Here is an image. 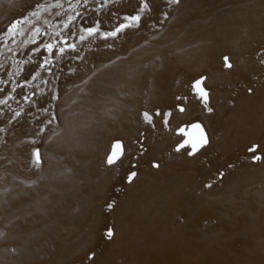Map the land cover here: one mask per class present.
Masks as SVG:
<instances>
[{"label": "bare ground", "instance_id": "bare-ground-1", "mask_svg": "<svg viewBox=\"0 0 264 264\" xmlns=\"http://www.w3.org/2000/svg\"><path fill=\"white\" fill-rule=\"evenodd\" d=\"M216 3L217 7L214 8L213 3L208 2L206 5L205 0H189L191 9L197 8L198 11L197 14L188 18H181L179 28H177L181 32L180 36L177 35L178 39L165 36L162 32L160 36L152 39L149 43L141 42L139 43L140 45L132 46L122 52L121 57L112 65L102 68L92 78L88 79L89 88L93 90V96L97 101L93 102V100L89 104V108H91L87 112V130L85 128L84 133L67 137V135H70L71 132L78 128L77 125L76 128L74 127L75 130L72 128L74 131L70 129V134H62L61 132L60 134L62 135L60 137L56 136L58 139L54 143L51 142L54 149L62 144L61 147L64 149L65 145L67 152H73L78 157H85L86 162L83 161V172L79 173V169L74 166L71 167V164L77 163L78 160L74 159L71 161L70 159L72 158L68 159L71 156L68 153L69 156L66 155L68 156L67 160L62 162H60V154L54 153V158H49L50 161L47 163L42 149L32 148L33 152L35 149L40 152L41 165L39 167H43L46 171L40 179L38 178L39 180L36 183H55L56 181L54 180L60 178L61 180L59 179L58 183H56L59 186L54 184L55 187L53 183H49V187L53 185L52 187L55 190L51 189L49 191L50 188H47L48 190L44 189L42 192V186L41 190L40 187L25 188L19 177L10 185L0 184V227L5 228L4 231L9 230V236L0 239L2 259H7L6 263L3 262L1 264H12L11 260H9L10 257L7 256L9 247H20L25 252L29 250L30 253L31 251L35 253H26V255L18 257L14 264H49L44 261L41 254L47 247L44 246L42 248L41 246V242H44L42 240L44 231H41L38 228L39 225L33 223L34 221L32 224H27V222L33 216L36 217H33L34 219L40 216V219L43 216V211H46V213L47 211L49 213L54 211L53 216H55L54 214L58 209L57 216L61 211H67L66 218H63L65 215L58 216L61 219L57 227L58 231L63 233L64 229L68 228L70 234L77 233L78 236L73 240L68 238L60 240V248L63 249V254L56 256L60 261L55 264H68L70 259L71 261L77 260L78 264H110L115 258L121 260V264H134L132 254L136 250L140 253L145 251V255L148 258L150 253L148 237L150 233L161 236L160 238L158 236L159 239L156 243L158 246L155 249L157 251L153 256L154 261L161 257V260L157 261L158 263L184 264L187 259V251L188 258L196 259V264H216L219 251L217 255L215 254L214 259L212 255H205L207 251L210 252L213 248L216 251V229H198L195 227L193 220L197 216L201 215L202 217L203 214L205 216L210 215L215 220L218 215H225L224 211L232 212L231 223L233 229L227 233L220 234L221 238L230 241L242 239V249L236 252L232 247L231 253L229 250L223 249V253H226V256H224L225 258L222 259V262H228L227 264H264V63H262L264 61V0H216ZM40 5L41 3L39 2L38 7L42 6ZM184 5L185 0H180L179 7ZM44 6L46 5L44 4ZM35 7L32 9L38 12ZM32 9L28 12L33 11ZM42 9L38 12L40 15ZM46 9V11H51L52 13V10L54 9L55 11L56 7L51 9V6H46ZM44 11L45 8L43 13ZM2 12H5L4 9ZM4 14L2 16L5 17L6 14ZM21 14L20 17L22 16ZM134 14L136 13L133 12L128 15ZM42 16L44 17V15ZM14 17L7 24V29L11 27V24L23 21L22 19L24 18V16L22 19ZM29 17L32 18L33 16H28L29 20L25 17L24 20L32 22ZM52 18L54 19V17ZM26 20L25 22L27 23L28 21ZM50 21L48 22L51 23L53 20ZM41 22H36L39 26L37 28H40L39 24ZM122 23H124L123 20ZM175 23V20H173L170 23V27H173ZM33 24H35L34 21ZM42 26L44 28L45 24H42ZM48 26L50 27V25ZM25 28L23 23L19 24L17 27L18 33L20 34V31L23 33ZM28 28L31 27H27L26 30ZM5 30L0 32L5 35ZM44 31H42L43 34H46ZM31 33L33 34L34 32ZM54 36L56 37L55 34ZM18 37L16 36L17 39ZM23 38L19 39V41H23ZM37 38L42 39L40 37ZM5 39L4 41H6ZM8 39L7 37V44L10 40ZM16 41L14 39L12 43L14 44ZM23 42L25 44V41ZM6 43H4V46H6ZM56 43L58 44V42ZM24 44L22 48L27 49ZM71 44L72 42L69 45ZM34 50L32 49L33 52ZM16 52L19 51L16 50ZM25 56L28 57V55ZM226 56L233 65L231 69L224 66V57ZM149 57L153 59L150 69L142 73L135 69L138 60ZM31 58L33 57L31 56ZM34 60H39V58ZM23 65L21 63V66ZM185 66H191L194 70L185 79H182L180 76L181 72H178V70ZM3 69L1 68L0 71ZM13 74L11 75L13 76ZM36 74H38L37 71ZM135 77H141L143 81L148 82L152 86L147 94H137L136 89L139 85ZM202 77L204 78L202 86L209 93L208 106L212 108L211 112L204 107L195 94V81ZM12 78H7L6 80ZM14 80H16V76ZM14 85L16 86V84ZM14 85L12 84L11 86L15 88ZM26 85L29 86V84ZM100 88L102 89L96 93L97 89ZM10 93L12 94L13 91ZM26 93L28 94V92ZM83 97H85L84 94ZM4 98L7 99V96ZM77 98L79 97L77 96ZM83 103L81 102L80 104ZM80 104L79 106H81ZM94 107H96V110L98 109V115L92 111ZM180 107H183L185 111L180 112ZM158 111L162 114L161 116L155 115ZM144 112H149L153 115L151 124L144 121ZM167 113L171 115H164ZM54 117L57 118L58 116ZM164 119H167V124L164 123ZM69 120L70 126H74L77 123L76 121H78L71 120V118ZM20 124L17 127H20ZM194 124L201 125L208 138L207 145L194 155L188 154L191 152L190 145H185L184 148L177 151L176 149L185 140L198 137V131L192 127ZM6 128H9V126L7 125ZM93 129L94 131L96 129L97 132L93 133ZM59 131L56 130V133ZM142 131L144 133L140 134ZM63 133L66 132L64 131ZM60 134L58 133V135ZM136 134H138L137 140L142 146L143 143L147 142L146 144H148V141L151 140L150 137L153 135L154 143L152 142V147H150L148 153L143 154L141 152L137 154L139 143L134 141ZM145 134L146 136H144ZM2 135L4 136V133ZM19 137L21 138V135ZM30 137L33 138L34 136L30 135ZM37 137L36 140L40 138ZM37 141L40 142L39 139ZM117 142L123 147L122 162L115 167H110L106 163V158L113 151ZM252 147H256L255 153L249 151ZM64 154L61 152L62 156ZM23 155L25 156V154ZM255 155L261 156L262 160L254 162L253 156ZM66 156H64L65 159ZM22 161L24 162L23 157ZM30 161L33 166L35 164L34 155L30 157ZM77 165L79 164L77 163ZM153 165H159V167L156 168ZM131 172H136L137 175L133 182L129 183L128 177ZM2 174L3 178H7L9 182L13 180L14 176L10 177L5 172ZM69 175H72L75 181L71 182L72 184L66 181L69 184H65V178ZM30 181L33 182L32 180ZM120 185L127 188L124 198H119L120 194L116 191L117 188L115 189L116 186ZM10 192H13V194L10 195ZM110 199L113 202H109ZM82 202H85V205L83 209L79 208V214L85 220L82 226L83 231L73 232L71 229H74L75 226L73 223L69 224L74 213L73 208L78 207L79 204L82 206ZM52 203H54L56 208L51 205ZM109 204L112 205L113 209L109 215L113 218V221L109 225L105 224L106 226H103L104 223H101L104 215H107L105 212L110 209L108 207ZM137 206L141 207V213L132 208L129 210L127 208L124 212L125 215L120 216L121 207ZM217 207L221 209L222 207L231 208L221 210ZM176 209H180V214L174 212ZM14 213L16 215L19 214V217L16 219L12 218ZM89 213L92 215L88 216ZM44 216L50 219L52 215L49 217L48 215ZM176 217L181 220L184 218V223L180 220L175 226H172ZM43 218H41V223ZM53 219L54 217L51 218V220ZM45 221H48L46 217ZM53 221L55 222L56 220ZM191 222L193 223L192 225ZM44 225L46 224L44 223ZM49 226L51 224H48V229L51 230L52 227L50 228ZM108 230H112L114 233L111 240L106 236ZM6 234L8 233L6 232ZM133 237L134 239H132ZM189 242H193V246L188 245ZM43 244L46 245L45 242ZM53 261L54 258L50 259L51 263Z\"/></svg>", "mask_w": 264, "mask_h": 264}, {"label": "rangeland", "instance_id": "rangeland-1", "mask_svg": "<svg viewBox=\"0 0 264 264\" xmlns=\"http://www.w3.org/2000/svg\"><path fill=\"white\" fill-rule=\"evenodd\" d=\"M23 1L26 3H24ZM133 1L134 0H122V1L121 0H108V3L104 4L103 0H87V3H85L84 0H80L79 4L77 5V0H71V4L69 3V0H45V1L44 0H28V1H26V0H0V9H2V10L4 9V11H5V12H2V10H1L0 14H1V16L3 13L6 14L5 17L2 16L3 19L0 16L1 17L0 18L1 19L0 20L1 21L0 22V31L7 29V27H8L7 24L12 19L15 18L14 16H16V18L18 17V19H22L23 16H24V18L26 17V19H28V16H33V15H31V13L34 11L32 9L33 7H35L37 5V7H35V8L38 10V12H40V10L43 8L41 11V15L39 13V16H33V17H35V19H33V17L32 18L29 17L32 19V22L28 21L29 19L28 20L25 19L26 21H28L27 22L28 24H27L25 22L24 18L22 19L23 20L22 21L23 26H25L26 28L31 27V28L27 29L29 31H27L25 28L23 30L25 33L24 32L22 33L20 31V34H19L18 33L19 30H17L15 32L16 34H14L15 35L14 38H13L14 35L11 38L9 37V35L7 34V30L4 31L5 32L4 34L6 36L3 35L2 32H0V34H2V36H0V37H3L4 39L6 37V39H5L6 41H7V37L10 39V40L8 39L9 40V43H8L9 45H8L6 43V41H4L3 38H0L1 39L0 40L1 41L0 42V48L2 45V48L0 50V53H1L0 54V70H1V68L2 69L4 68L2 70L4 73L2 71H0V74L2 73L0 75V77L3 76V77H1L3 79L2 81L0 78V88H3L6 91L5 94L0 93V96H1L0 100L6 99V98H4L6 96H7V99L9 98V96L11 97L8 99L7 105H0V109H1L0 110V124L2 123L0 126L5 127V128L0 127V129H3V131H1L2 134L4 133V136H3L0 132V149H1V151H0V170H2V171H0V184L1 185L3 183L5 185H10L11 183L15 182V180L18 179V177H19L21 179L22 183L24 184L25 188L33 189L36 187L37 188L40 187V190H41V188L43 187L42 188L43 190H41L42 192L44 191V189L48 190L47 188H50L49 191L51 189H54V187H52L54 184L59 186L56 183H58V180L60 178H57L58 180H54V181H56L55 183L51 182V183H53V185L51 186L52 188L49 187V185H48L50 182L48 184H46V183L44 184V182H41L39 184L36 183V181L39 180L45 174L44 172H46V171L43 167L42 168L36 167L35 164H33V166H32V163L30 161V157L34 153L32 151L34 148L42 149L47 163H49L51 158H54V153L60 154V156H59L60 162L67 160L68 156L71 155V156H69L68 159L72 158V159H70L71 161L74 159L80 161V162L77 161V163L79 165H77V163H72L71 167L74 166V167H76V169H79V173L83 172L82 167H84L83 161L86 162L85 157H82V156L78 157L73 152L72 153L67 152V148L64 144H63L64 149L66 148L65 150L61 147L62 144H61V146L58 145V147H55V149H56L55 150L53 148L54 146L51 145L52 144L51 142L54 143V141H56L58 139V138H56V136L60 137L62 134H68L69 132H71V130H73V129L75 130L77 125L79 128V129L78 128L77 129L79 131L76 129L75 130L76 133H75V131L73 130L74 132H71L72 135L69 133L70 135H67V137L79 135L80 133H84V131L87 130V127H86V123L88 120L87 112L91 108V107L89 108V104L93 100H94L93 102L97 101V99L93 96V90H91L89 88L88 79L92 78L102 68L108 67L109 65H112L115 61H117L121 57L122 52L126 51L127 49H129L132 46L138 45L141 42L149 43V41H151L152 39L160 36L162 32L164 33L165 36H171V37L178 39L177 35L181 34V32L177 28H179V25H180L179 23L181 21V18H184V17L188 18L189 16L197 14V11H198L197 8L191 9V6H189V0H185V5L181 6V7H179L180 3L179 4H169L168 0H154V1L148 0L149 10L146 11L145 13H143L142 20H141L140 26L138 28L126 29L124 32L119 33L116 38L110 37L106 40L100 34H97V35L92 36V37H87L86 32H84V29H86L87 27L95 26L98 24L101 33L102 32L103 33L110 32L111 30L112 31L115 30V27H117L120 23H122L123 17L126 16V12L128 14L129 13L131 14L133 12L137 13L138 5L140 4V0H135L134 2ZM39 2L41 3V5L43 7H38ZM45 2L47 4L50 2L49 3L50 5L49 4L47 5ZM57 2H59V4H61V5H63V7L56 8L54 11L53 8L57 4ZM208 2L213 3L214 8L217 7L216 6L217 5L216 0H205L206 5L208 4ZM53 3H54V5H53ZM44 4L46 6H51V9H53L52 13H51V11H49V12L46 11L47 9H46V6H44ZM71 5H77L76 11H72ZM107 6H108V8H107ZM19 7H20V9H19ZM44 8H45L46 13H45V11L43 13ZM31 9L33 11L28 12ZM20 10H22L21 12H23V14H21ZM18 11H19V13H18ZM34 12H36V11H34ZM77 12L80 14L77 15ZM57 13H59V14H57ZM20 14L22 15L21 17H20ZM26 14H28V15H26ZM46 14H48V15H46ZM51 14H53V15H51ZM62 14H63V16H62ZM42 15H44V17ZM69 15L75 17L74 21L71 23H68V21H67ZM51 16L54 17V19ZM44 18H46L47 22H46V20H44ZM50 19H52L53 21L51 20L52 21L51 22ZM173 20H175L176 23L173 27H170V25H171L170 23H172ZM33 21L35 24H33ZM48 21H50L51 23H49ZM64 21L66 22L67 27H69V28L65 27ZM29 22H30V25H29ZM36 22H38V23L41 22V24H39L40 25L39 29L41 30L40 36L38 35L36 37H40L42 39L37 38L38 39L37 40L35 37L36 42L32 43L33 34L31 32H34L35 31L34 29L37 28L38 23H36ZM52 23H54V24H52ZM31 24H32V26H31ZM42 24L43 25L45 24L44 28H43ZM47 24L50 25V27ZM72 24H73V26H72ZM166 24H168V25H166ZM46 26H48V27L46 28ZM70 27H71V29H70ZM49 28H50V30H49ZM44 30H46V31H44ZM108 30H110V31H108ZM42 31H44V33H46V34H43ZM61 31H62V33H61ZM57 32L60 33V37L54 36V34ZM41 33L43 34L44 37L42 36ZM81 35H84L86 37L85 40H83V41L80 40ZM16 36L17 37L20 36V37H18V39H17ZM31 36H32V38H30ZM50 36L52 37V39ZM67 36H69L70 38ZM64 37H66L67 39ZM22 38L24 39L23 41H25V44L23 41H21V40L19 41V39H22ZM59 38H60V40L63 39V40H67V42L69 41L68 45L70 44V42H72V44H76V50L71 51L69 48H67L68 46L65 47V45H61L59 43H58L59 44L58 45L56 42L60 41ZM68 38H69V40H68ZM14 39H16L17 41H16V43L14 42V44H13L12 40L14 41ZM44 39H46V40H44ZM42 40H43V42H42ZM55 40H58V41H55ZM19 42H21V43H19ZM26 42H27L28 46H27ZM49 42H52L53 44L56 43L57 48H59L60 46L65 47L64 54L61 55L57 51L58 53H56L55 56L54 55H48L49 53L44 49V44L49 43ZM73 42H78V43H73ZM4 43H6L5 44L6 46H4ZM23 44L25 45V48H27V49L22 48ZM37 45H41V46H37ZM40 47H42V48H40ZM32 49L33 50L35 49L36 51L34 50V52H33ZM37 49H39V50H37ZM16 50L19 52H16ZM82 52H83V54H82ZM28 53H30V54H28ZM25 55H28V57ZM30 55L33 58H31ZM80 55H82V56H80ZM17 56H18V58H17ZM24 57L26 60L24 59ZM37 58H39V60H34ZM40 59H42V60H40ZM45 59L48 60V64H44ZM18 60H19V63H18ZM22 60H24V61L29 60V61H27L28 64H27V62H24ZM20 62L22 63V65L23 64L24 65L21 66ZM137 62H138V64L135 66V69L138 70L140 73H142V72H145L146 70L151 68L153 59L151 57H149V58L138 60ZM15 65H17V66H15ZM20 66L23 68V70ZM18 70H19V74H23V75L19 76L17 74ZM40 70H42L43 74H42V72H40ZM192 70H194L193 67L185 66V67L179 69L178 72H181L180 76L182 77V79H185L186 76H188ZM15 71H16V74H15ZM36 71L38 73V76H36V80L35 79L33 80L32 77L34 75H37ZM13 72H14V74H13ZM161 73L164 74L163 72H161ZM7 74H8V76H7ZM9 74H10V77H9ZM11 74H13V76ZM181 74H183V75H181ZM4 75H5V78H4ZM14 75L16 76V80H14V78H15ZM72 75H73V77H72ZM11 77H13V78L10 80H6L7 78L9 79ZM70 77L73 78V79L71 78L72 81H70L71 80ZM135 78H137L138 85H139V87L136 89L137 94L138 95L147 94L151 90L152 86L150 84H148V82L143 81L141 77H135ZM24 80H26V81H24ZM27 80H29V81H27ZM21 81L25 82V83H22ZM67 81H69V82H67ZM75 81H77L78 83ZM5 84H7V85L5 86ZM12 84L13 85L16 84V86H17V88H16V86L14 85V87L16 88V92L12 93L13 95L17 94L16 96H13L10 93L13 89V86H11ZM26 84H29V86H27ZM65 85H66V87H65ZM11 87H12V89H11ZM28 89H29V91H28ZM101 89L102 88L97 89L96 93L98 91H100ZM56 90L59 92H57ZM104 91H105V88H104ZM26 92H28V94ZM57 93H59V94H57ZM2 94H4V96H2ZM62 94H64V95H62ZM83 94L85 97L82 98ZM22 95H24V96H22ZM75 95H77L79 98H77V96H75ZM71 97H72V99H71ZM24 98H25V100H24ZM60 98H63V99H60ZM66 99H68V100H66ZM74 99H76V100H74ZM60 100H61V102H60ZM78 100H80L82 103L83 102L84 103L80 104L81 102L79 101L80 102L79 103ZM75 101H77V102H75ZM73 102H75L77 105ZM64 104H66V106H64ZM79 104L81 106H79ZM82 107H84V108H82ZM92 111L94 113H97L96 115L99 114V111H98V109L96 110V107H94L92 109ZM16 112L20 113L19 117L15 116ZM55 114H57V115H55ZM54 116H58V117L57 118L55 117V119L53 120ZM7 118L9 121L7 120ZM70 118H71V120H73V119L75 121L78 120V121H76L77 123L74 126L69 125V123H70L69 119ZM50 120L52 121V123H49ZM20 121H22V122H20ZM57 121H58V125H57ZM54 122H56V124H54ZM25 123H27V124H25ZM3 124H5L6 126L5 125L3 126ZM19 124H20V127L18 126L19 127L18 128L17 125H19ZM7 125L9 126V128H6ZM28 125H29V128H28ZM13 126H14V128H13ZM16 127H17V129H16ZM62 128H64V129H62ZM141 128H143V127H141ZM13 130H14V132H13ZM56 130L57 131L60 130V131L56 133ZM64 131L66 133H63ZM6 132L9 134H7ZM33 132H35V133L33 134ZM61 132H62V134H60ZM94 132L96 133L97 130L95 129V131H94V129H93V133ZM145 132H146V130H145ZM58 133L60 135H58ZM142 133H144V132L142 131L140 134H142ZM6 134H7V137H6ZM29 134L31 136L33 135L34 137L33 138L30 137ZM36 134L40 138H38L36 136ZM20 135H21V138L19 137ZM22 136H24L25 138L24 137L22 138ZM54 136L56 139L54 138ZM137 136H138V134H136L134 137V139H135L134 141L139 143L138 149H137V152H138L137 154H139L141 152L143 154L148 153L149 152L148 150H150V147H152V142L154 143L153 135H152V137H150L151 140L148 141V144H146L147 142L143 143V146H142V144H140L139 140H137ZM144 136H146V134ZM36 137L39 139L40 142L37 141L38 139L36 140ZM4 138H6V140H4ZM30 138H31V140H30ZM34 139H35V141H34ZM36 143H38V144H36ZM60 148H61V150H60ZM36 149L34 151H36ZM143 149L145 150L144 152H143ZM61 152H62V154L65 153L64 156L69 154L68 156H66V159L64 156L61 155ZM18 154H20V156H18ZM23 154H25V156ZM22 157L24 159V162L22 161ZM62 158H63V160H61ZM82 158H83V160H82ZM80 163H82V164H80ZM175 165L177 167L176 163H175ZM58 166H60V164H58ZM80 170H82V171H80ZM3 172H5L7 175H10V177L14 176L12 178L13 180L11 182H9L7 178L4 179L2 176ZM15 175H16V177H15ZM216 175H217V172H216ZM68 177L65 178V184H69L71 182L73 183L75 181L72 178L73 177L72 175H69ZM67 178H68V180H67ZM69 179L70 180L73 179V180L70 181ZM30 180H32L35 183L31 182ZM66 181H68L69 183ZM29 182H31V183H29ZM118 187H120V188H118ZM115 189L120 194L119 198H122V197L124 198L126 196V193H127L126 187H122L120 185V186H116ZM11 194H13V192H10V195ZM111 201L112 200L110 199L109 202H111ZM81 204H82V206L79 204L78 207L73 208L74 213L72 215L71 221L69 222V224L73 223L75 226L74 229H71L73 232L83 231L82 226H83V223L85 220H83L81 214H79V208L83 209L85 202H82ZM118 204H119V202H118ZM51 205L54 207V203H52ZM114 206H115V204H114ZM46 207H48V206H46ZM105 207H107V206H105ZM52 208H50V210H52ZM54 208H56V207H54ZM127 208H128V210L132 208V209L136 210L137 212L141 213L140 212L141 211L140 206H137V207H121L120 216H122L124 214V212ZM217 208H220V207H217ZM224 208L230 209L231 207H222V209H224ZM32 209H34V208H32ZM111 209H109V210L107 209L108 212H105V213H107V215H104L103 221L101 223V224L104 223L103 226L109 225L113 221V218L109 216L110 213H112V211H113V209L112 210ZM226 209H224V210H226ZM57 211H59V209L56 210V213L54 214L55 216H57L56 215ZM63 211H65V210H63ZM63 211L58 213L59 214L58 216H62V215L64 216L65 215L63 218H66L67 217L66 216L67 211H65V212H63ZM52 212L54 213V211H52ZM174 212H177L178 214H180V209H176ZM48 213H49V211H47V213H46V211H43V214H42L43 216L41 215L42 217H44L42 219V223H41L42 217L39 219L40 216L39 217L37 216V219H34L36 217L33 216L34 218L33 217H31L32 219L29 218L30 220H28L27 224H32V222L34 221L33 223H37L39 225L38 228L41 229V231H44L42 240H44L46 245L43 244L44 242H41V246H42V248L44 246H47V247L45 250H43L44 253L43 252L42 253L40 252V253L42 254L45 262H47L49 264H55L57 261H60L56 258V256H58V255L61 256L63 254V252H62L63 249L60 248L61 247L60 240L62 238H68L70 240H73L78 236V234L77 233L73 234V235L70 234V230L68 228H65L63 233L58 231L57 227H58V224H59L61 219L58 216L57 217L53 216V213H51V212L49 214ZM224 214L225 215H223V216L218 215L217 216L218 218L216 217L215 220L213 219L212 216H210V215L205 216V214H203L202 217H201V215L197 216V218L195 220H193L195 227H197L198 229H202V230H207L209 228L216 229V243H215L216 251L213 248L212 250H210V252L207 251L205 254L207 256L212 255V258L214 259L215 254L217 255V252L219 251L218 255H217L218 259L216 260V264H227L228 263L227 261H226L227 263L222 262V259H224L225 258L224 256H226V253H223V249L229 250L230 253L232 252V247L234 248V251H236V252H239L242 249V239H239L236 241H230L228 239L225 240V239L221 238L220 234L227 233L233 229L232 223H231L232 222V212L224 211ZM14 215L12 216V218H14V219L19 217V214L16 215V213H14ZM44 215H48V217L50 215H52V216H50V219H47V216H44ZM89 215H92V214L89 213L88 216ZM45 217H46V220L49 221V223H48V221H45ZM52 217H54L53 220H56L57 223H56V221L54 222L53 220H51ZM229 217H231V218H229ZM180 220L181 219L178 217L174 218L172 226H175L177 224V222H179ZM184 221H185V219L183 218L181 220V222L184 223ZM52 222H53V224H52ZM44 223L47 226L44 225ZM48 224L49 225L51 224V226H49L50 228L52 227L51 230L48 229ZM192 224L193 223L191 222V225ZM228 226H230V227H228ZM226 227H228V228H226ZM0 229H1L0 230V239L6 238L9 236V230L4 231L5 228H3V227H0ZM10 230H12V229H10ZM3 231H4V233H3ZM6 232L8 234H6ZM55 233H57V234H55ZM44 235L45 236L47 235V236L45 237ZM48 236H50V237H48ZM158 236L159 235L153 234V233L149 234L148 240L150 242V251H149L150 253L148 255V258L145 255V251L140 253L139 251L136 250L135 253L132 254V257H133L132 259H133L134 264H157L161 260V257H159V259H156L158 262L154 261L155 259L153 258V256L155 255V253L157 251V250H155L156 247L158 246V245H156V243L158 242V239L161 237V236H159V238H158ZM134 237L132 239H134ZM45 238H46V240H45ZM42 240H40V241H42ZM49 241H51V242H49ZM48 243H50V244H48ZM66 243L68 244V242H66ZM153 243H154V245H153ZM188 245L193 246V242H189ZM27 251L29 252V250H27ZM27 251L25 252L24 250H21L20 247L19 248L18 247L17 248L9 247L7 249V256L10 257L9 260H11V263L14 264L18 260V257H20L24 254L26 255V253L27 254H31V253L35 254L33 251H31V253L30 252L28 253ZM40 253H38V254H40ZM186 255H187V259L184 261V264H196V259L188 258V252L187 251H186ZM128 257H129V255H128ZM52 258H54L53 263L50 262V259H52ZM6 260L7 259H5V260L2 259V256L0 253V264L3 262L6 263ZM121 262H122L121 260L115 258L112 260V262H110V264H121ZM68 264H78V262H77V260L71 261V259H70ZM158 264H161V263H158Z\"/></svg>", "mask_w": 264, "mask_h": 264}, {"label": "snow or ice", "instance_id": "snow-or-ice-1", "mask_svg": "<svg viewBox=\"0 0 264 264\" xmlns=\"http://www.w3.org/2000/svg\"><path fill=\"white\" fill-rule=\"evenodd\" d=\"M80 0H77V5L79 4ZM85 3H87V0H84ZM69 3L71 4V0H69ZM103 3L104 4H107L108 3V0H103ZM168 3L169 4H179L180 3V0H168ZM77 5H71L72 7V11H76V7ZM43 7V6H41ZM56 8H60V7H63V5L59 4V2H57V4L54 6ZM149 10V3H148V0H140V4L138 5V10H137V13L134 14V15H126L123 17V20H124V23H121L119 24L117 27H115V30L114 31H110V32H106V33H101L100 32V28H99V25H95V26H91V27H87L86 29H84V32H86L87 34V37H92V36H95L97 34H100L102 35V37L104 39H108V38H116L117 35L119 33H122L124 32L126 29H130V28H138L140 26V23H141V20H142V14L145 13L146 11ZM59 14V13H57ZM80 13L77 12V15H79ZM33 16H38L39 13L38 12H33L32 13ZM75 19V17L69 15L68 16V23H71L73 22ZM23 23L22 21H17L16 23H13L11 24V27H9L7 29V34L9 35V37L11 38L14 34H15V31L17 30V27L19 24ZM65 27H67V24H65ZM40 34V29L39 28H36L34 33H33V38H32V42L35 43V37L38 36ZM55 35L57 37L60 36V33L57 32L55 33ZM85 36L84 35H81L80 36V40L83 41L85 40ZM59 44L61 45H67L68 48L71 50V51H75L76 50V45L75 44H71V45H68V42L67 40H60L58 41ZM44 48L45 50L49 53V55H55L56 52L58 51L61 55L64 54L65 52V48L64 47H59L57 48L56 47V44H53L51 42L49 43H45L44 44ZM262 63H264V61H262ZM44 64H48V60L46 59L44 61ZM224 66L231 69L233 67L232 63L229 62V59L228 57H224ZM17 74H19V70L17 71ZM38 75V74H37ZM32 79H36L35 76L32 77ZM204 84V78L202 77L201 79H198L195 81V84H194V90H195V94L196 96L200 99V101L203 103L204 107L209 111L211 112L212 111V108H210L208 106V102H209V93L208 91L206 90L205 87H203L202 85ZM13 92L16 91L15 88L12 89ZM249 91H251V89H249ZM5 90L3 88H0V93H4ZM11 98V97H9ZM8 104V100L7 99H3V100H0V105H7ZM179 111L180 112H184L185 109L183 107H180L179 108ZM155 115L157 116H161L162 114L158 111L155 113ZM164 115H171L170 113H167V114H164ZM15 116L19 117L20 116V113L19 112H16L15 113ZM163 118V116H162ZM55 119V117H53V120ZM143 119L146 123H149L151 124L152 121H153V115L150 114L149 112H144L143 113ZM49 123H52V121L50 120ZM164 123L167 124L168 121L167 119H164ZM192 127L194 129H196L199 133L198 137L196 139H188V140H185L183 144L179 145V147L176 149L177 151H180L182 148L185 147V145H190L191 146V152L188 153L189 155H194L196 152H198L202 147H204L205 145H207L208 143V138L207 136L205 135L203 129L201 128V125L199 124H194L192 125ZM0 131H3V129H0ZM256 147H252L249 149V151L255 153L256 152ZM34 157H35V165L37 167H39L41 165V155H40V152L38 150L34 151L33 153ZM122 157H123V147L122 145L117 142V144L114 146V149L113 151L107 156L106 158V163L110 166V167H115L118 163H121L122 162ZM262 160V157L261 156H258V155H255L253 156V161L254 162H258V161H261ZM153 167H156L158 168L159 165H153ZM137 173L136 172H131V174L129 175L128 177V181L129 183H132L134 178L136 177ZM209 187H211L209 185ZM108 207L111 209L112 208V205L109 204ZM113 231L112 230H108L106 232V236L109 240H111L113 238Z\"/></svg>", "mask_w": 264, "mask_h": 264}]
</instances>
